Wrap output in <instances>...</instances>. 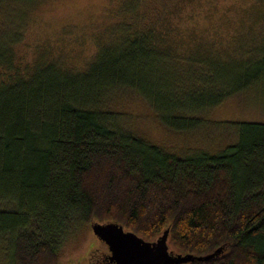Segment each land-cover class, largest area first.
<instances>
[{
    "label": "trees",
    "instance_id": "trees-1",
    "mask_svg": "<svg viewBox=\"0 0 264 264\" xmlns=\"http://www.w3.org/2000/svg\"><path fill=\"white\" fill-rule=\"evenodd\" d=\"M145 1L119 0L85 71L40 57L20 72L13 42L0 48V76L12 73L0 80V235L12 264H58L67 233L108 222L146 241L168 230L174 254H214L184 264H264V123L240 124L217 155L177 159L119 132L102 107L134 90L167 128H198V113L264 82V0L247 5L233 54L204 43L181 52L173 0L154 11Z\"/></svg>",
    "mask_w": 264,
    "mask_h": 264
},
{
    "label": "rangeland",
    "instance_id": "rangeland-1",
    "mask_svg": "<svg viewBox=\"0 0 264 264\" xmlns=\"http://www.w3.org/2000/svg\"><path fill=\"white\" fill-rule=\"evenodd\" d=\"M160 1L146 0L145 5L154 11ZM250 4L252 0H173L168 22L174 30L173 42L181 52L204 43L233 54L239 34L249 31L243 21ZM118 5L119 0H0V48L13 42L14 65L20 72L40 57L61 68L85 71L100 46L108 43ZM259 45L255 52L263 55L264 38ZM9 73L1 70L0 80ZM103 106L115 115L113 126L119 132L169 156L217 155L236 142L240 124L264 123V82L198 113L202 125L188 131L164 126L147 100L134 90L117 89ZM0 209L5 210V204L0 203ZM99 248L109 252L90 227L81 225L60 240L58 264H87L90 253L103 252ZM0 264H12L1 235Z\"/></svg>",
    "mask_w": 264,
    "mask_h": 264
},
{
    "label": "water",
    "instance_id": "water-1",
    "mask_svg": "<svg viewBox=\"0 0 264 264\" xmlns=\"http://www.w3.org/2000/svg\"><path fill=\"white\" fill-rule=\"evenodd\" d=\"M90 228L94 236L107 246L108 259L114 264H184L208 261L214 256L174 254L168 248V230L155 241H146L112 222L92 223Z\"/></svg>",
    "mask_w": 264,
    "mask_h": 264
},
{
    "label": "flooded vegetation",
    "instance_id": "flooded-vegetation-1",
    "mask_svg": "<svg viewBox=\"0 0 264 264\" xmlns=\"http://www.w3.org/2000/svg\"><path fill=\"white\" fill-rule=\"evenodd\" d=\"M101 243L104 246H106L103 242H101ZM106 248H107V246H106ZM99 250H102V249L99 248ZM108 257H109V252L106 253L105 250L103 252L96 251L95 253H90V255L88 257L87 264H114V263L109 261Z\"/></svg>",
    "mask_w": 264,
    "mask_h": 264
}]
</instances>
